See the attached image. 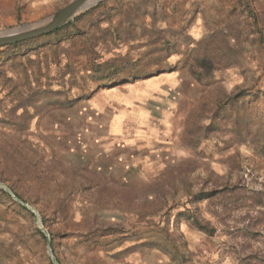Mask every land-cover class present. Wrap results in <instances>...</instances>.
<instances>
[{
  "label": "rangeland",
  "instance_id": "374dc122",
  "mask_svg": "<svg viewBox=\"0 0 264 264\" xmlns=\"http://www.w3.org/2000/svg\"><path fill=\"white\" fill-rule=\"evenodd\" d=\"M71 1L0 0V33ZM126 83L130 164L79 115ZM0 264H264V0H101L1 48Z\"/></svg>",
  "mask_w": 264,
  "mask_h": 264
},
{
  "label": "crops",
  "instance_id": "0c3cea01",
  "mask_svg": "<svg viewBox=\"0 0 264 264\" xmlns=\"http://www.w3.org/2000/svg\"><path fill=\"white\" fill-rule=\"evenodd\" d=\"M99 94L85 105L87 109H90L88 115L86 110H83L84 115L80 114L79 111L77 113L89 124L94 123L93 126L90 124L93 132L89 134L92 136L99 135V133L105 134L103 130L106 128L111 129L114 134L111 138L112 156L118 162L130 164V154L133 151V142L130 141V128L135 121V114H131L134 111H131L130 108L134 104V90L130 89V83H126L113 86ZM69 111L71 110L61 111L68 116V121L70 118ZM95 138L93 140L97 143Z\"/></svg>",
  "mask_w": 264,
  "mask_h": 264
},
{
  "label": "water",
  "instance_id": "95a60500",
  "mask_svg": "<svg viewBox=\"0 0 264 264\" xmlns=\"http://www.w3.org/2000/svg\"><path fill=\"white\" fill-rule=\"evenodd\" d=\"M90 0H72L51 17L37 24L20 26L0 33V49L46 36L70 21L79 12L88 9Z\"/></svg>",
  "mask_w": 264,
  "mask_h": 264
},
{
  "label": "bare ground",
  "instance_id": "6f19581e",
  "mask_svg": "<svg viewBox=\"0 0 264 264\" xmlns=\"http://www.w3.org/2000/svg\"><path fill=\"white\" fill-rule=\"evenodd\" d=\"M97 0H90L89 2H88V6L89 5H91V4H93V3H95Z\"/></svg>",
  "mask_w": 264,
  "mask_h": 264
},
{
  "label": "trees",
  "instance_id": "16d2710c",
  "mask_svg": "<svg viewBox=\"0 0 264 264\" xmlns=\"http://www.w3.org/2000/svg\"><path fill=\"white\" fill-rule=\"evenodd\" d=\"M64 26V25H63ZM62 26V27H63ZM62 27H60L59 29H57V30H55L54 32H52L51 34H53V33H56L57 31H59ZM50 35V34H49ZM23 43V42H22ZM20 44V43H19ZM16 45H18V44H16ZM14 46V45H13ZM12 47V46H11Z\"/></svg>",
  "mask_w": 264,
  "mask_h": 264
}]
</instances>
